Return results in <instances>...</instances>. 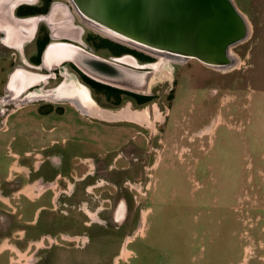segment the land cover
Segmentation results:
<instances>
[{
	"label": "rangeland",
	"instance_id": "374dc122",
	"mask_svg": "<svg viewBox=\"0 0 264 264\" xmlns=\"http://www.w3.org/2000/svg\"><path fill=\"white\" fill-rule=\"evenodd\" d=\"M235 1L252 24L250 38L234 49L242 61L238 69L221 74L190 61L174 70L177 83L174 82L172 87L167 81L157 83L162 86H154L153 96L143 104L134 103L127 94L107 98L92 90V98L104 109L123 111L130 107L135 112L148 109L152 127L123 122L148 139L145 144L140 136H136L135 141L143 148L147 145L149 154L144 151L141 155L138 151L133 159H130V152L122 155L132 160L130 162L137 161L135 164L142 165L141 174L137 172L140 168L134 169L137 178L127 177L117 183L105 179L86 190L82 182H75L73 194H70L72 186H63L59 180L58 186H51L52 189L41 197L27 195L28 181L19 186L13 178L19 174L15 173L19 169L16 167L19 157L12 153L17 141L11 144L10 137L17 133H0L3 143L10 141L9 146L3 145L6 149L2 151L4 157L0 156V165L5 167L10 156L14 158V168L9 166L6 175L11 179L4 182L0 179V245L5 243L0 249V264H198L201 260L203 264H264V0ZM1 65L5 71L9 70L7 62H1L0 68ZM0 81L2 87L5 77ZM67 105L64 103V124H70L77 131H87L88 124L80 120L79 111ZM45 106L57 108L63 105ZM154 108H158L156 113ZM168 109L167 123L163 126L157 117H164ZM28 111L29 106L14 113L9 124L16 123L19 129L18 121L24 115L35 118ZM119 111L115 113L120 114ZM107 116L102 117L108 119ZM176 120L180 123L181 135L186 137L194 139L188 131L192 128L187 127L191 123H196V127L208 125L207 131L210 130L209 135L197 132L202 134L196 137L199 141L203 135L207 136L206 149L199 148L197 141L178 150L195 160L196 173L193 169L188 172L186 164L181 163H177V168L182 174L173 173L167 164L169 148L165 147L157 158L160 131H173L171 125ZM52 125L59 127L60 120H53ZM108 128L95 127V138L102 142L110 137L112 128ZM125 128L126 131L114 130L133 137L135 129ZM163 137L167 135L163 134ZM82 167L65 175L68 185L72 182L71 177H77L85 170V166ZM112 169L116 170L115 167ZM98 179L95 175L87 181L91 183ZM144 181L149 183L148 190ZM129 183L132 186L129 187ZM65 204L72 206L66 208ZM42 205H50L52 210L42 214L40 219L55 220L53 228L64 236H52L55 239L52 249L50 242L33 240L35 245L28 251L30 243L17 239L15 233L29 224L17 219L16 215L24 211L26 217L23 220L29 221L30 210ZM147 207L152 211L146 222ZM90 220L93 223L83 225L87 229L97 228L92 240L86 232L67 230H76L73 227L77 222L82 225ZM188 224L199 234L189 252L183 245L185 234L178 232L179 225L182 230ZM146 231L150 239H142ZM201 232H208L206 238H202L204 233ZM212 232L213 238H209ZM132 234L135 237L130 241ZM217 234L220 238H216ZM126 242H129L127 247Z\"/></svg>",
	"mask_w": 264,
	"mask_h": 264
},
{
	"label": "water",
	"instance_id": "95a60500",
	"mask_svg": "<svg viewBox=\"0 0 264 264\" xmlns=\"http://www.w3.org/2000/svg\"><path fill=\"white\" fill-rule=\"evenodd\" d=\"M64 1L68 19L54 21V27L65 30L68 34L65 36L75 40L72 34L78 35L85 28L153 61L139 63L129 54L104 58L83 49L77 40L49 42L42 52L41 63L35 67L46 72L32 69L34 66L22 61L7 74L0 96L1 119L10 106L16 108L39 101L67 102L80 114L99 119L86 105L89 103L93 108L100 105L92 98L91 89L74 73L60 69L62 80L55 86H45L54 79L52 71L61 61L71 62L95 82L149 96L157 83L172 84L175 67L191 59L221 74L238 69L242 61L234 49L245 43L252 32L249 18L235 0ZM22 2L31 0H6L0 4L2 43L18 51L32 39L38 22H46L55 15L51 11L47 15L16 17L13 8ZM75 18L78 23L72 25Z\"/></svg>",
	"mask_w": 264,
	"mask_h": 264
},
{
	"label": "crops",
	"instance_id": "0c3cea01",
	"mask_svg": "<svg viewBox=\"0 0 264 264\" xmlns=\"http://www.w3.org/2000/svg\"><path fill=\"white\" fill-rule=\"evenodd\" d=\"M0 54H1V49H0ZM1 62H4L1 60L0 58V64ZM2 68V69H1ZM0 68V80L1 78L5 77V81L7 79V74L9 73V70L5 71L4 66L1 65ZM9 68V67H8ZM7 68V69H8ZM0 87L1 92H0V96L3 94V86ZM1 82V81H0ZM29 106V111L28 113L31 114L35 117V118H31L29 115V117H26L24 115V117L22 119H20L18 122L20 125H18L19 129H17V127L15 126L16 123H10L9 124V118H11L12 115H14V113L19 112L22 109H26ZM72 107L71 105H67ZM32 107V108H31ZM8 112H7V116H5V118L1 119L0 118V133H4V132H16L17 136L12 135L10 137V139H12L13 141H11L12 143H15L16 141V145L14 146V150L12 151V153L14 155H17L19 157L18 163L16 165V167H19V170L23 169L24 167H27V165H29L28 159L25 158V154L31 150H37L40 149L42 147H49V149L51 150L49 153L50 154H54V153H60L64 151V175L70 174L72 171H77L76 167H79L80 169L82 168V166L78 163L79 161L81 162V160H84L83 158H87V157H93L92 159H94V162L96 164V176L97 178H99L96 181H93L91 184L89 182H86L87 186H84L85 190L87 188H92L95 187V184L99 185L98 181H104L105 179H110L113 182H121L122 180L126 179L127 177H136L137 174H141V165H137L135 164L137 161L135 162H130V159H126L124 158L122 155L124 154V152H130L131 157H133V155L135 154V152L138 151L141 154V152L143 153L145 150L147 151V153L149 152V147L146 145L145 148L141 147V145L139 146L138 142H136L135 138L136 136H140L142 138V140L145 142H147V139L142 136L139 132V130L135 129L133 126H130L127 123H123L125 121H107V122H101L98 120H94L91 119L89 117H86L82 114H79V118L80 120H83L84 123L86 122L88 124L87 126V131H81L80 129L77 131L76 128H73L72 126H70V124H64V104L62 106L61 111L56 112L54 110H51L48 113H41L39 111V106L38 104L35 103H30V104H25L16 108H12L9 107L8 108ZM105 112V111H104ZM112 114H114L113 117L107 116V118H103L102 116H104L105 114H102L103 112H101L100 117L103 120H109V119H116L119 117V115L113 111ZM170 109H168L167 113L164 115V120L162 122V125L165 126L166 125V121H167V115L169 114ZM110 117V118H109ZM60 120V126L58 127L57 125H52V121L53 120ZM16 122V121H15ZM110 127L108 129L112 128V132H111V136L104 139L102 142H100L99 140H97L95 138V127ZM129 126L130 129H135L134 133H133V137L131 135H123L122 134H118L114 129H121L123 131H126L127 127ZM196 123H191L189 124L187 127H191L192 130L189 134L190 135H194V139L193 137H186L184 135H181V129H180V123L176 120L175 124L171 125V129H173V131H164L161 130L160 131V135L157 141V146H156V151L158 153V157L159 158V154L161 153V151L163 149L169 148L170 150V154L167 156V158L169 159V162L167 163L169 168H172L173 173H177V174H182V170L177 168V163H181V164H186L185 169L191 170L193 169V173H196V168H197V163H194L193 160H191V158H189V156L187 154H183L182 152V148L188 147L189 143H197V138L199 136H201L202 134H206L209 135L210 130L207 131L208 125L207 126H200V127H196ZM205 130V131H204ZM202 132V134L198 135L197 132ZM208 132V133H207ZM90 133V135H88ZM138 133V134H137ZM163 134H166L167 137L164 138ZM206 135H203L199 141V148L202 147L203 150L206 149V146L208 145V143L206 142ZM197 137V138H196ZM144 138V139H143ZM3 138H0V156L4 157L5 153H2L3 150H5V146L3 147V145H8V143L10 144V141H6V144L3 143ZM149 142V141H148ZM202 143V145H201ZM146 144V143H145ZM147 148V149H146ZM178 150H180L178 152ZM121 152V153H119ZM204 152V151H203ZM114 153V154H113ZM146 154V152H145ZM142 155V154H141ZM10 156V155H9ZM11 157V160L8 162V164L3 167V165H0V179L4 182V181H9L10 178H8V170L10 169L9 166H13L12 165V161H14V158ZM130 157V158H131ZM135 158V157H134ZM197 159V158H196ZM158 159H156V163L157 164ZM194 164H193V163ZM11 163V164H10ZM135 164V165H134ZM48 166H50V168H48ZM172 166V167H171ZM113 167L116 168V170L112 171ZM137 168H140L139 171H137L138 173L134 172ZM184 169V171L186 172V170ZM42 173L46 176L47 179H52L54 177V175L56 174V169L48 164L47 166H45V169L42 170ZM78 173V172H77ZM137 178V177H136ZM70 185L67 186H72V188H70L72 191L73 190V185L72 183H69ZM23 186V185H22ZM47 187L49 186H43V185H36V186H28V188L26 189L27 195H34L35 197L38 196V194H40L41 192H43L44 190L47 189ZM35 188V189H33ZM1 196V195H0ZM2 198V197H0ZM66 208L72 206V205H68L65 204ZM72 208V207H71ZM222 208V207H221ZM223 209V208H222ZM141 210V209H140ZM151 208L147 207L146 208V222L148 221V216L149 213L151 212ZM228 218V214L225 212V214ZM230 217V216H229ZM193 219L196 220L193 216ZM82 222V221H81ZM92 221L90 220L89 222H82V225H90ZM77 226L73 227V228H77L76 230H70L67 228L68 231H72V233L74 232H83V233H87L88 236H90L89 238H91L94 236L93 232L94 230H97L96 227L91 228V229H87L84 228L86 227L85 225H80L79 222H77ZM93 223V222H92ZM81 227V230H80ZM88 227V226H87ZM72 228V227H71ZM86 229V230H85ZM146 229L148 230V225L146 227ZM206 229V228H203ZM80 230V231H79ZM203 231V230H202ZM209 231V230H207ZM180 233L185 234L186 238H184V246L187 247L188 252L190 251L191 247L194 246L195 243V238H197V231L191 227L189 224L187 225V227H185L184 229L181 230V227L179 225V231ZM202 234L204 233V236L202 238H206V235L208 234V232H201ZM217 233V232H216ZM134 234V233H133ZM131 235V240L135 237V235ZM87 235L85 234V237H87ZM74 238V237H72ZM149 238L148 232L146 231L144 238ZM209 238H213V232L211 233V235L209 236ZM216 238H220V235L217 234ZM223 238V237H221ZM129 242H126L125 247H127V244ZM3 244V243H2ZM0 245V249H2L5 245V243L3 245ZM43 245V244H41ZM64 247H69L68 245H64ZM52 249V246L51 248ZM87 249V248H86ZM180 249L182 250V247L180 246ZM17 250V249H16ZM132 250V249H131ZM133 251V250H132ZM180 253V252H179ZM192 258V256H191ZM78 260H83V258H79ZM176 263V262H175ZM204 261H200V263L198 264H203ZM206 264V262H205Z\"/></svg>",
	"mask_w": 264,
	"mask_h": 264
},
{
	"label": "flooded vegetation",
	"instance_id": "af4514ba",
	"mask_svg": "<svg viewBox=\"0 0 264 264\" xmlns=\"http://www.w3.org/2000/svg\"><path fill=\"white\" fill-rule=\"evenodd\" d=\"M4 1H6V0H0V4L3 3ZM64 4H66V2L64 0H31V2H28V3L22 2L21 4L15 6L13 8L12 13L16 17L47 15L51 11L55 15L52 17H49L47 19V21L49 20L48 22L47 21L46 22L45 21L38 22V24L36 25V30L34 32V35H32V39L27 41L21 47V51H18L16 48L8 47L5 44H3L2 40L4 39V33L0 31V49H1L0 58L2 61L8 63L9 71L12 69L13 66H15L17 64H22L23 63L22 61H26L31 66H34V68H32V69H35L37 71L46 72V70H44V69L39 70V69L35 68L36 66H38L41 63V56H42V52H43L45 46L49 42L75 43L76 40H77V44H79V46H81L83 49H85L88 52H91L93 54H96L98 56H102L104 58L121 57L123 55L129 54V55L134 56L139 63H150L153 61V59H150V58H142L141 56L130 52V50L131 51H135V50H132L126 46L112 42L108 39H106V40H108L110 42L109 45H105L103 43V45L101 46V41H100L101 37L99 35L91 32V31L87 30V29L82 31L78 35L72 34V36L76 39L71 40L70 38L67 37L68 34L66 33L65 30H61L59 28L54 27L55 26L54 21H59V20L64 21L66 18L68 19V16H67L68 14L66 13L67 10L64 8ZM68 9L71 12V9L70 8H68ZM77 23H78V21L76 18L71 21L72 25L73 24L77 25ZM50 26H52V28H50ZM54 28H56V29H54ZM52 35L61 36V37L60 38H52ZM65 35H67V36H65ZM78 42H80V43H78ZM15 44H17V42H15ZM116 45L124 47V48L128 49L129 51L118 50L115 47ZM190 61H194V63L199 64L203 68L209 69L194 59L189 60L184 65H186ZM184 65L176 66L175 69L182 67ZM60 69H62V70L65 69L68 72L74 73L80 81H82L84 84H86L91 89V92L93 93V91H92L93 89L84 80V77H83L84 74L81 73L71 62H68V61L67 62L61 61L58 68L53 69L52 72L54 73V79H50L48 84L45 85L46 87L55 86L62 80V76H61L62 70L60 71ZM209 70H211V69H209ZM175 73H176V71H174L172 84H170L171 87L174 85L175 80L176 79L178 80V77L175 75ZM175 83H177V82H175ZM165 85L166 84H164V86ZM154 86H158V87L162 86V83L160 85L158 84V85H154ZM152 88H151V91L155 87L153 89ZM128 93L129 94H127V95L130 96L131 100L134 103L140 104L138 101L139 99H137L136 96L135 97L133 96V94H135V93H132V92H128ZM153 94L154 93L151 92V95H149V97H152ZM136 95H140V94H136ZM140 96H148V95H140ZM55 103L58 105H63L64 103H67V102L39 101V102H36L35 104H38L39 108H41V107H44L43 109L51 108V110L59 112L57 110L62 109L61 106L57 107L59 109L51 107V106L50 107L45 106V105H52ZM128 109L130 110V107L127 108V110ZM154 109H155L154 113H156L158 108H154ZM101 111L102 112H104V111L105 112L106 111L117 112L119 110H116V111L108 110V109H104L102 107ZM143 111L147 112V121H144V122L136 121V120H133L130 118H125L124 117V110H123V113H122V110L119 111L120 114H118L119 115L118 118L104 120V121H131V122H136L138 125H146V126L150 125L152 127L153 122H152V120L149 119L148 109H145ZM157 118L162 122L164 120V118L162 116H158ZM99 119H101V118H99ZM101 120H103V119H101ZM50 149H49V147H42V148L37 149V150H31V151H29V153L27 152L25 154V158L28 159L29 165H27V167H24L21 170L17 169L16 170L17 172H15V173L19 172V174H18L19 176L17 174H15L13 177L15 183L20 184L19 186H21L25 181H28L27 185H31V186H36V185L49 186V187H47L46 190H44L43 192L38 194V197H41L47 190L52 189L51 186H55V187L58 186L59 180H60V182L63 183V186L64 185L67 186V183L65 180V175H64V156H63L64 151L60 152V153L58 152V153L50 154L49 153L51 151ZM145 152L147 153L146 150H145ZM147 154H149V152ZM92 158L93 157L83 158L84 160H81V162L80 161L78 162L81 166H83V165L85 166V170H83V172H81L79 174V176L74 177V178L71 177L72 182H73V186H75V182H77V183L82 182L84 184L83 186H87V184H86V182H88L87 179H90L91 177L95 176L96 164L94 162V159H92ZM133 158L134 157H131L130 159H133ZM36 161H38V162L35 163ZM130 161H132V160H130ZM17 163H18V160H17ZM48 164L52 165L56 169V174L54 175V177L52 179H47L46 176L42 173V170H44L45 166H47ZM48 168H50V166H48ZM22 173H24V174H22ZM8 178H10V177L8 176ZM91 184H94V183H91ZM95 186H97V185L95 184ZM17 191H19V189ZM73 191L74 190H72L70 192V194L71 193L73 194ZM0 195H2V194L0 193ZM0 200L2 201L1 198H0ZM50 200H51V204H52L53 200L52 199H50ZM9 206H11V205L9 204ZM11 207H13V206H11ZM13 208H14L15 212L18 211V209L16 207H13ZM48 210H52L50 205H42V206H38V207L33 208L29 212V213H31V215H29L30 216L29 221L23 220L24 217H26V214L24 213V211H22L20 213L18 212L19 214L16 215L17 219L21 220L24 223L27 222V224H29L28 226H26V228H23V229L17 231V233H15L18 235L16 237L17 239H24L26 242L25 244L30 243L28 251H30L33 248L32 245H35V242L33 240L41 239L42 241H45V243H48L49 242L48 237H52L55 234H56V236H54V237H57L58 235H59V237H60V235L64 236V233L56 232L57 230L55 231V229L53 228V224H54L55 220L46 219V220L42 221L40 219L41 215L44 213H47ZM62 211H64V210H62ZM62 213H63L62 215L64 216V212H62ZM117 214H119V213H117ZM63 231H64V229H63ZM53 232H55V233H53ZM86 241H87V238H86ZM86 241H83V243H85ZM50 246H51V244H50ZM50 246H48V248ZM9 264H11V263H9Z\"/></svg>",
	"mask_w": 264,
	"mask_h": 264
},
{
	"label": "trees",
	"instance_id": "16d2710c",
	"mask_svg": "<svg viewBox=\"0 0 264 264\" xmlns=\"http://www.w3.org/2000/svg\"><path fill=\"white\" fill-rule=\"evenodd\" d=\"M100 41H101V46L103 45V43L105 44V45H109V41L108 40H106V39H104V38H100ZM118 50H121V51H129L128 49H126V48H124V47H121V46H119V45H116L115 46ZM130 52H132V53H135V54H137V55H139V56H141L142 58H150V57H148V56H146V55H144V54H142V53H140V52H135V51H131L130 50ZM150 59H152V58H150ZM83 77H84V80L86 81V83L92 88V89H95L97 92H99V93H102L105 97H109V96H112V97H116V95H118V94H129L128 92H126V91H123V90H120V89H116V88H112V87H110V86H107V85H104V84H101V83H98V82H95V81H93V80H91V79H89L88 77H86V76H84L83 75ZM133 96L135 97H137V99H139V103L140 104H143V103H145L146 101H148L151 97H149V96H140V95H136V94H133ZM118 102V101H117ZM39 111L41 112V113H48V112H50L51 111V108H48V109H43V108H39ZM57 111H60V110H57Z\"/></svg>",
	"mask_w": 264,
	"mask_h": 264
},
{
	"label": "bare ground",
	"instance_id": "6f19581e",
	"mask_svg": "<svg viewBox=\"0 0 264 264\" xmlns=\"http://www.w3.org/2000/svg\"><path fill=\"white\" fill-rule=\"evenodd\" d=\"M65 12V11H64ZM49 21V20H48ZM47 21V22H48ZM76 39V38H75ZM17 44H15L16 46L19 44V40L16 39ZM42 72V71H41ZM157 85V84H156ZM87 108L90 110V109H93L92 111V114L96 117H100V114H101V110H102V107L98 106V107H91L88 103V105H86ZM123 113V111H122ZM102 114H105V115H108L110 117H113L114 114H112V112L110 111H106V112H103ZM124 117L125 118H130V119H133V120H136V121H140V122H144V121H147V112L143 111V112H135V111H130L129 109H124ZM127 254V253H126ZM125 254V255H126Z\"/></svg>",
	"mask_w": 264,
	"mask_h": 264
},
{
	"label": "built area",
	"instance_id": "2783aa9c",
	"mask_svg": "<svg viewBox=\"0 0 264 264\" xmlns=\"http://www.w3.org/2000/svg\"><path fill=\"white\" fill-rule=\"evenodd\" d=\"M29 153V152H28ZM17 157V156H16ZM38 161H36L35 163H37ZM144 183H145V186H146V189L148 190V187H149V183L148 182H145L144 181ZM138 185H140V183L138 184ZM26 186H31V185H26ZM130 186H132V184L131 183H129V187ZM63 236V235H62ZM66 239H68V238H66ZM55 239H53L52 237H48V241L50 242V244H52V242H55L54 241Z\"/></svg>",
	"mask_w": 264,
	"mask_h": 264
}]
</instances>
